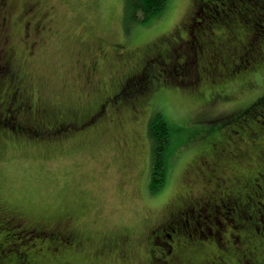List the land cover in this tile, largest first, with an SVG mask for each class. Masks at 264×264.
I'll use <instances>...</instances> for the list:
<instances>
[{"label":"rangeland","instance_id":"rangeland-1","mask_svg":"<svg viewBox=\"0 0 264 264\" xmlns=\"http://www.w3.org/2000/svg\"><path fill=\"white\" fill-rule=\"evenodd\" d=\"M24 1L10 0L12 14L6 25L1 19L3 11L0 13V27L5 30L3 38L0 29V58L6 56L5 50L10 47L12 63L21 75L22 85L59 113L83 114L111 95L129 68L144 59L147 48L159 38L173 34L192 11L199 10L197 7L204 0H167L161 17L143 24L133 23L125 16L126 0H30L37 4V13L44 15L47 28L50 27L48 32L38 35L34 53L24 39L25 19L21 15ZM198 13L202 16L201 9ZM243 18L247 20L246 16ZM190 29L193 31L194 27ZM98 41H102L101 52L96 48ZM113 44L125 45L130 55L122 59ZM188 49L190 55L186 60L189 59L191 68L197 57H193L192 43ZM94 59L98 64L90 75L86 67ZM209 60H214V56ZM174 70L170 74L175 81L188 87L190 79L177 68ZM4 75L0 83L6 85ZM139 76L136 82L141 88L148 83L153 86L151 96L142 93L127 97L119 109L117 105L109 106L97 129L95 124H90L63 138L71 132L65 129L58 133L62 138L48 136L34 144L10 140L0 133V204L31 221L58 225V230L64 222L72 224L70 227L84 239L83 251L73 253L74 250L65 248L68 254L65 257L75 256L80 264H147L145 241H141L146 230L152 229L184 192L192 189L196 197H201L214 189L202 177L196 181L189 179L193 176L190 171L193 161L202 149L200 141L208 142L231 126L222 119L240 112L264 91V70L255 75L256 86H245L238 78L229 80L224 83L229 98L209 103L197 98L193 91L175 85L164 86L160 82L157 91L155 81L152 85V75ZM217 76L212 73L210 77L217 81ZM132 85L123 93H129ZM203 92L207 99L211 98L210 90L204 88ZM154 109L173 127L167 180L158 192L150 190L148 173L151 154L147 127ZM49 129L47 126L46 130ZM217 203L216 217L220 220L221 213L230 212L231 205L224 199ZM227 216L232 220L230 214ZM194 219L204 230V218L195 215ZM186 229L194 230L192 224ZM166 233L170 231L166 229ZM105 235L113 238L128 235L130 240L125 250L129 254L119 256L107 249L101 257H93L92 250ZM157 241L163 244L160 235ZM23 242L29 248L27 251L41 246L30 235ZM53 253L48 255V261L64 258L58 250Z\"/></svg>","mask_w":264,"mask_h":264},{"label":"trees","instance_id":"trees-1","mask_svg":"<svg viewBox=\"0 0 264 264\" xmlns=\"http://www.w3.org/2000/svg\"><path fill=\"white\" fill-rule=\"evenodd\" d=\"M166 5L167 0H126L124 12L131 22L143 24L159 19ZM197 8L201 9L202 16H199V10L192 11L173 34L159 38L147 48V51L150 49L145 64L147 72L143 73L149 75L151 72L152 76L155 75L153 80L157 91L160 82L164 86L175 85L188 92L193 91L197 98L207 103L218 98H229L224 84L229 80L238 78L243 80L242 84L245 86H256L258 83L255 82V75L264 70V0H204ZM243 16H246L247 20ZM258 16L263 22H257V19H260ZM201 23L204 26H201ZM191 27H194L193 31ZM49 29L46 24L44 31L48 32ZM23 30L25 43L30 48L39 40L38 32L34 31L33 25L31 31L27 30V27H23ZM191 43L195 48L192 54L195 59L197 57V63L189 68V59H186L190 55L188 48ZM101 44L102 41L96 42L98 50L103 47ZM115 48L117 55L122 59L130 55L125 45ZM30 52L34 53V49H30ZM209 52L211 54L208 56ZM5 53L7 57L3 55L4 57L0 58V78L5 74L7 83H0V91L9 94V97L6 103L1 102L0 98V133L6 138L18 142L41 143L48 136L62 138L56 133L48 132L44 122L52 127L65 125L67 122L80 127L95 123L97 129L98 124L105 119V115L100 114V109L97 108L99 104L92 111L69 114L64 111L59 113L50 105L42 103L33 90L21 84V75L12 63L13 59H10V49L5 50ZM166 56H171V59L167 60ZM213 56L214 60H209ZM7 59L10 60L9 63ZM97 61L90 60L88 65ZM176 68L185 78L190 79L187 80L188 84L190 83L188 87L175 81L172 75ZM86 70L91 72L90 69ZM212 73L218 75L217 81L210 77ZM129 84H133L134 92L142 90L134 79L129 80ZM204 88L210 90V99H207L206 93L203 92ZM115 92L116 88L112 94ZM29 102L33 113L25 114L21 118L17 112ZM8 111L11 112V117L15 116V121L3 120V114ZM158 111L154 109L147 127L151 154L149 188L153 192H158L165 186L168 150L173 133V127L162 113L160 118ZM96 114L99 115L98 120L92 122V115ZM236 114L222 119L224 124L229 123L231 126L214 135L208 142L200 141L203 143L202 149L190 170L193 172L190 180L196 181L202 177V180L210 181L216 186L201 197H196L193 190L189 189L176 199V205L168 208L163 227L165 233L166 229L169 230L170 235L174 236V242L179 244L171 247L173 241L161 231L162 227L160 231L156 229L151 250H159L151 258L146 254L147 264H264V91ZM239 117L241 119L238 120ZM78 120L79 122L75 123ZM219 167L231 169V181L229 177H225L227 174L217 171ZM223 199L231 205V213H221V219L218 220L217 202H222ZM195 215L204 218L205 231L197 225ZM189 224H192L194 229L190 232L186 229ZM1 231V236L5 235L13 240L10 246L0 245V264H80L75 256L65 257L68 255L65 248L69 250L74 244L72 242L71 245L68 239L71 234L34 228L30 238L37 239V245L41 243V246L35 247V252L32 253L27 251L29 248L23 242L28 236L23 235L21 230L3 223ZM159 235L163 244L157 241ZM73 237L79 239L78 246L74 244L76 248L72 249L73 253L83 251L84 239H81L78 232H74ZM121 237L122 235L116 238L105 235L100 238L97 247L91 252L93 257H101L107 249L110 252H122L127 256L129 252L123 247ZM18 238L20 240L17 241ZM19 244L22 246L18 247ZM45 245L48 246L44 249L46 252L42 250ZM53 250L60 251L64 258L60 256V259H54L55 262L53 258L48 261V255H54ZM69 254L72 255L70 252Z\"/></svg>","mask_w":264,"mask_h":264},{"label":"flooded vegetation","instance_id":"flooded-vegetation-1","mask_svg":"<svg viewBox=\"0 0 264 264\" xmlns=\"http://www.w3.org/2000/svg\"><path fill=\"white\" fill-rule=\"evenodd\" d=\"M11 10L12 9H11L10 0H0V13L3 11L1 14L2 15L4 14L3 16H1V19L3 20V21L2 20L1 21L5 25L8 23L10 15L12 14ZM37 12H39V11L37 9V4L36 3H32V1H30V0H26V1L23 2L22 12H21V15L24 16V19H25L23 27L24 28L27 27V30L30 29V31H31V26L33 25L34 31L38 32L37 34L39 35L42 32H44V30L46 29V24H44V22H45L44 15L43 14H39ZM1 30H2L1 31L2 32V36L4 38L5 30H3V27H2ZM38 42H39V40L37 42H35L33 45H31V47L34 49V46ZM113 45L118 46L117 44H113ZM31 47H30V49H32ZM9 48L10 47H8V49ZM100 50L101 51L104 50L103 47L100 48ZM115 50H116V48H115ZM118 51H120V50H118ZM149 51H150V49H148V51L146 52V55L144 56V59H141L140 61H138L135 64H133V66H131L129 68L128 74H126L124 77H122L120 79V81L116 85V92L113 93L112 95L106 96L103 99V101L99 103L97 108L100 109V111H99L100 114H104L105 115L107 110H108V107L112 106V105H114V106L117 105V109H119L118 106L119 105L122 106L123 104H125V102L127 100V97H130V98L131 97H138L142 93L144 94V96L146 94H147V96H151L153 90L151 89L150 83H148L143 88H141V86H140V88L142 89V90H140V92H134L132 90V87H131L128 90L129 93H123L124 90H126V88L130 87L129 80H131V79L132 80L133 79L134 80H138L139 77H140L139 75H141V73H143V71L145 70L146 59H148V57H149V54H148ZM166 58H167V60H169V59H171V56H166ZM10 59H11V57H10ZM150 59L152 61V57H150ZM96 61H97V59H96ZM9 62H10V60H8V63ZM97 64H98V61L97 62H93L92 65L86 67V69H90L91 72H89L87 70L90 75L94 73L93 70L96 69ZM150 66H151V64H150ZM149 75H152L151 72H149ZM152 77L154 78L155 75L152 76ZM151 80L149 79V82H151ZM153 81L154 80H152V85H153ZM24 96L27 97L26 94ZM8 97H9V94L7 95L6 93H3L1 91V93H0L1 102L6 103ZM23 104H26V103H23ZM32 110H33V108L31 106V103L29 102V104H26L25 106H23L22 109L19 112H17V113L22 118L25 114L33 113ZM134 110L136 111L137 109H133V111ZM92 117H94V118H92V122H95L96 119L99 117V115L98 114H96V116L92 115ZM10 119H12V121H15V116H14V118L11 117V112L8 111V112L5 113V115L3 114V120L9 121ZM78 122H79V120L77 122H75V123H78ZM46 124L47 123L44 122V126L45 127L46 126H50V129H53L52 131H50V129H49L48 132H50V133L58 134V133H61V130H65V129H68L69 131H71L70 134H68L66 136H62L63 138L76 134L77 131L74 132L75 129H79L80 130L81 128H83V129L87 128V124L84 125L83 127H80V126H77V125H75L73 123H70V122L65 123L66 126L62 124L60 126H55V127L54 126L52 127L51 125H46ZM88 125H90V123ZM65 127H67V128H65ZM217 171L219 173H222V174H225V175L227 174L225 177H229V180L231 181V179L233 177V174H231L232 172L230 173L231 169L229 167H219V168H217ZM214 186H216V185H214ZM205 191L207 192L208 190L205 189ZM174 204H175V202H174ZM165 218H166V215L160 221L156 222L153 225L152 229H151V227H149L146 230V232L143 234V236H142V240L141 241H143V240L145 241L143 246L145 248L144 252H146L147 257L151 258L152 256L155 255L156 251L159 250V249L151 250V247H152L151 245H153V243H154L152 239L154 238V235L156 234V229L160 231V229L162 227L161 231H164V234L168 236V239L173 241V243L171 244V247H173L174 245L178 246V244H179L177 241L174 242V240H173L174 236L165 233V227H163L165 225ZM3 223L12 225L14 228H16L18 230H21L20 232H23V235H25L26 237L29 236L34 231V228H40V229H43L45 231H47L48 229L50 231L51 230H58V225L51 226V225L39 223L37 221H31L28 218H26L25 216L21 215L18 211L12 210L10 208H7L3 204H0V233L2 232L1 230L3 229ZM70 226H72V224L68 225L67 223L64 222V223H62V226L59 228L58 231H60L62 233H65V234H71V237L68 238L69 241H71V245H72V242H73L76 246H78L79 239H76V237H73L74 232H78V231L75 230L73 227H70ZM174 232H175V230H174ZM121 238H122V242L121 243H123V247L124 246L126 247V245H128V243H129L130 237L128 235H122ZM12 240L13 239L11 237H5V235L4 236L0 235V245L1 246H5V247L6 246H10L12 244ZM74 244H73V247L72 246L70 247V249L76 248V246H74ZM155 245H156V243H155ZM47 248H48V246L45 245L44 249L46 250ZM62 250H64V249H62ZM66 250H68V249L66 248ZM30 252L34 253L35 250H33V251L31 250ZM152 252H154V253H152ZM118 254L121 255V256L124 255L122 252H120ZM158 254H159V252H158Z\"/></svg>","mask_w":264,"mask_h":264}]
</instances>
